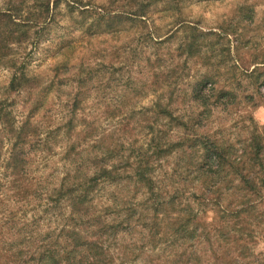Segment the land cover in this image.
Returning a JSON list of instances; mask_svg holds the SVG:
<instances>
[{
	"label": "rangeland",
	"instance_id": "1",
	"mask_svg": "<svg viewBox=\"0 0 264 264\" xmlns=\"http://www.w3.org/2000/svg\"><path fill=\"white\" fill-rule=\"evenodd\" d=\"M49 2L54 21L46 34L39 38L37 29L45 19L40 18L27 39L9 45L16 66L23 61L26 74L39 87L33 88L31 96L8 90L15 68L6 59L0 62V103H11L7 108L13 110L16 126L29 110L22 102L29 97L30 102L34 99L32 104L37 100L43 104L32 122L43 125L44 130L49 124L56 129L58 140L52 148L34 150L29 156L30 194L40 187L49 192L64 176L73 174V166L64 159L67 145L82 143V130L95 126L96 140L108 143L113 136L120 155L131 159L152 137L181 148L196 137H208L223 147L229 160L241 162L235 165L242 173L262 180L258 193L232 188L227 192L231 193L230 203L221 199L219 206L206 208L200 220L214 224L222 205L228 209L253 205L264 212V0H59L56 8H52L53 0ZM64 66L66 72L54 78L55 67ZM83 74L89 77L85 82L79 79ZM53 79L55 84L49 87ZM203 82H207L204 90L195 94ZM80 83L86 88L68 136L64 126L72 115L63 112L65 104H72L68 99ZM156 101L171 112V118L157 115ZM49 109L51 118L43 119ZM12 141L3 138L1 159L8 156ZM254 143L259 144L256 162L252 160ZM85 147L83 152L89 150V144ZM180 147L156 162L166 169L183 165L179 153L184 149ZM191 153L196 155V151ZM183 159L188 160V152ZM227 169L240 187L239 175L233 168ZM4 171L0 166V264H24L23 255L6 249L8 243L13 242L14 250L19 248V239L36 222L42 234L52 230L51 236H55L63 229V221L54 210L45 211L44 200L34 195L29 201L16 198L7 187ZM120 184L135 190L129 180ZM109 190L112 187L103 193ZM136 197L144 196L138 192ZM261 228L264 219L248 240L245 261L249 263L259 259L264 264Z\"/></svg>",
	"mask_w": 264,
	"mask_h": 264
},
{
	"label": "trees",
	"instance_id": "2",
	"mask_svg": "<svg viewBox=\"0 0 264 264\" xmlns=\"http://www.w3.org/2000/svg\"><path fill=\"white\" fill-rule=\"evenodd\" d=\"M32 1L29 4L30 0H5L0 4V62L6 59L15 68L8 90L25 91L29 96L40 83L26 74L23 61L16 66L9 45L27 39L38 19L45 18L37 29L39 38L54 21L49 0ZM53 1L52 8H56L59 0ZM61 69L55 67L54 78L66 72L65 66ZM86 76L80 75L79 79L85 82L89 78ZM54 80L49 87L55 84ZM206 85L207 82L199 83L195 94L202 92ZM85 88L86 85L80 83L73 97L68 99L72 104H65L64 116L72 115L64 126L68 136L74 130L76 105L82 103L81 94ZM33 100L30 102L28 97L22 101L24 106L28 104L29 110L19 126H16L13 110L7 108L11 103H0V166L4 167L5 182L9 190H14V196L29 201V196L34 195L44 200L45 211L54 210L56 217L63 221V229L55 236H51L52 230L42 234L36 222L37 226L29 227L19 239V248L14 250L13 242H9L6 249L15 255H23L22 263L263 264L259 259L250 263L245 261L249 257L246 250L251 232L255 226L260 227L264 219V212L261 213L258 207L251 205L246 209L241 204L228 209L222 205L214 224L200 220L204 210L219 206L221 199L230 203L231 193L227 192L232 188L258 193V183L262 180L258 175L242 173L235 165L241 162L229 160L223 147L205 136L194 138L184 148L177 144L167 145L160 138L152 137L151 143L145 148L141 145L131 159L130 155H120L113 136L108 143L96 140L98 134L92 126L82 130L79 136L82 143L67 145L64 159L73 166V174L64 176L59 186L49 192L40 187V191L30 194L26 174L31 152L49 150L58 140L56 129L50 124L44 130L43 125L32 122L34 112L43 106L40 100L32 104ZM153 105L158 109V116L171 118V112L158 101ZM61 110L58 114L62 116ZM51 111L47 110L42 118H51ZM3 134L13 141L8 156L1 159ZM90 140L93 143H89ZM86 144H89V150L83 152L88 148ZM258 145L254 143V162L259 154ZM179 147L184 153L188 152V160L183 159V152L179 153L183 165L166 169L162 168L161 162H156L161 155L169 156L171 149L173 152ZM191 151H196V155ZM114 155L116 159H112ZM110 160L113 161L108 163ZM229 167L239 175L240 187L234 184L233 173L229 175ZM123 180L133 182L135 190L120 184ZM107 187L112 190L103 193ZM138 192L143 194L142 199L136 197ZM261 232L264 234V229L259 234Z\"/></svg>",
	"mask_w": 264,
	"mask_h": 264
}]
</instances>
